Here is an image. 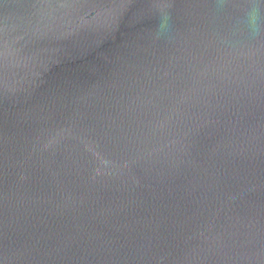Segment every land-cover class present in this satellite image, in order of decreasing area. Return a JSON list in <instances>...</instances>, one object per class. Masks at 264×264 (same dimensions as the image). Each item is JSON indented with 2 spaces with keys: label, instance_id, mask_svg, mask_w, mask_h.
<instances>
[{
  "label": "water",
  "instance_id": "water-1",
  "mask_svg": "<svg viewBox=\"0 0 264 264\" xmlns=\"http://www.w3.org/2000/svg\"><path fill=\"white\" fill-rule=\"evenodd\" d=\"M0 264H264V0H0Z\"/></svg>",
  "mask_w": 264,
  "mask_h": 264
},
{
  "label": "clouds",
  "instance_id": "clouds-1",
  "mask_svg": "<svg viewBox=\"0 0 264 264\" xmlns=\"http://www.w3.org/2000/svg\"><path fill=\"white\" fill-rule=\"evenodd\" d=\"M253 23H254V20H253Z\"/></svg>",
  "mask_w": 264,
  "mask_h": 264
}]
</instances>
